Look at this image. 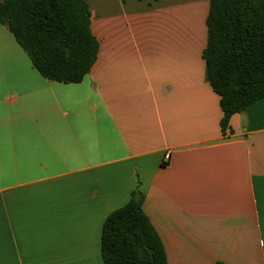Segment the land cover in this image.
<instances>
[{
	"label": "crops",
	"instance_id": "1",
	"mask_svg": "<svg viewBox=\"0 0 264 264\" xmlns=\"http://www.w3.org/2000/svg\"><path fill=\"white\" fill-rule=\"evenodd\" d=\"M86 2L99 46L78 83L0 23V264H103L102 223L137 183L167 264H264V97L221 131L209 0Z\"/></svg>",
	"mask_w": 264,
	"mask_h": 264
},
{
	"label": "trees",
	"instance_id": "2",
	"mask_svg": "<svg viewBox=\"0 0 264 264\" xmlns=\"http://www.w3.org/2000/svg\"><path fill=\"white\" fill-rule=\"evenodd\" d=\"M0 23L49 80L78 83L97 58L86 0H0ZM205 24V80L219 96L224 133L233 114L264 97V0H209ZM143 198L137 183L129 200L104 219L103 264H167Z\"/></svg>",
	"mask_w": 264,
	"mask_h": 264
},
{
	"label": "built area",
	"instance_id": "3",
	"mask_svg": "<svg viewBox=\"0 0 264 264\" xmlns=\"http://www.w3.org/2000/svg\"><path fill=\"white\" fill-rule=\"evenodd\" d=\"M168 159H169V153L166 152V153L164 154L163 160H164V162H166V161H168Z\"/></svg>",
	"mask_w": 264,
	"mask_h": 264
}]
</instances>
